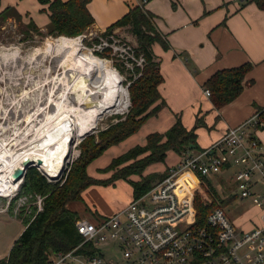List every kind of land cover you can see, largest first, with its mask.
Listing matches in <instances>:
<instances>
[{
    "label": "trees",
    "instance_id": "obj_1",
    "mask_svg": "<svg viewBox=\"0 0 264 264\" xmlns=\"http://www.w3.org/2000/svg\"><path fill=\"white\" fill-rule=\"evenodd\" d=\"M37 1L44 6L42 10L49 16V23L46 26L49 35L79 36L95 23V18L88 8L91 0ZM249 1L255 2L264 10V0ZM9 14L23 16L14 6H7L0 12V19H7ZM155 17V14L144 6H134L104 31L103 35L107 36L118 28L128 27L137 40V45L134 46L136 55L143 54L145 59L143 68L135 65L131 70L133 72L131 79L138 73L141 75L133 79L129 87L132 101L130 116L125 121L115 124L110 131L103 132L100 142L95 141L92 136L86 138L87 143L82 145L80 162L76 161L73 164L62 185L49 181L35 167L28 169L23 188L30 193L43 196V207L41 210L33 207L31 216L24 218V230L14 241L8 255L0 258V264H50L55 252L71 250L82 242L83 237L76 228V221L80 215L69 207V202L81 200L82 191L95 182L87 174L88 164L111 145L136 133L150 116L166 105L159 90V85L164 79L160 71V61L153 51V44L159 43L164 49L170 46L166 36L159 31ZM29 24L32 30L43 33L33 18H30ZM253 66L252 62H246L221 69L204 83V87L211 91L210 98L216 108H222L240 96L245 84L252 82L246 80V77ZM158 100L160 103L154 106ZM259 120L264 122V108L260 109ZM204 126L206 123L203 115L197 116L191 128L186 127L182 119L177 117L166 131L149 133L145 144H137L115 157L105 171H114L111 181L119 178L129 180L133 186L134 197H138L154 186L152 185L154 180H162L167 171L162 174H149L138 181L131 179L130 174L142 176L143 170L150 164L164 162L171 150L180 155L195 149L201 150L197 130ZM130 162H134L132 166ZM120 166L124 167L118 170ZM216 191L209 177L201 176V183L195 188L198 224L203 225L207 215L215 208L225 209L224 206L217 205L219 199L229 203V200L221 198ZM87 246L85 244L84 248Z\"/></svg>",
    "mask_w": 264,
    "mask_h": 264
},
{
    "label": "rangeland",
    "instance_id": "obj_2",
    "mask_svg": "<svg viewBox=\"0 0 264 264\" xmlns=\"http://www.w3.org/2000/svg\"><path fill=\"white\" fill-rule=\"evenodd\" d=\"M21 1L24 6L30 10L28 0ZM97 4L99 8H104L105 4L108 5L107 2L104 4L103 0H97ZM13 6L18 9L15 4H13ZM43 7L44 6L41 5V8L36 12L30 10L31 13H35L34 18L38 24L44 23L48 17L47 13L42 10ZM30 18L32 17L30 15L26 16V14L21 17L9 14L7 19H0V129L3 125L6 127L5 130H0V133L1 136L5 137L14 138L19 135L24 136L27 132L29 133L28 130L32 128L33 123L39 126V133L44 132V129L50 125V115L56 112L57 108L62 111L68 110L67 106L70 105L69 98L73 97V94L67 93L65 95L62 93L66 81L63 83L60 80L61 77H63L62 75H64L62 73L64 68H60L59 63L60 54L58 55L55 53L52 55L47 52L35 53L37 47L45 49V43L47 41L51 42L63 35H49L46 27L41 28L43 33L32 30L29 24ZM104 31H97L95 28L90 27L84 34L79 35L83 36V42L87 47V50L81 52V58H88L92 55L94 56V62H97L98 59L106 60L120 72L122 76L121 83L128 93V107L121 113L105 115L99 120L95 128L85 133L84 136L74 139L71 155L69 159H67L61 175L56 179H51L43 174L53 183L58 182L62 185L65 182L73 164H75L76 161L80 162L83 152L82 145L87 143L89 136H92L95 141L100 142L103 138V132L110 131L116 126L115 124L125 121L130 116L132 101L129 87L133 79L140 76L141 73L134 75L133 79H131L133 75L131 70H133L135 65L128 60L130 56L126 54L122 55L121 52L122 49H124V44L134 47L137 45V40L129 31L128 27L118 28L114 31V34L115 38L118 39L120 43H117L116 47L101 48L102 45H99V43L101 39L105 37L103 36ZM97 39L99 41H97ZM13 51L18 52L13 55ZM139 67L143 68L144 65ZM35 83H37V88ZM71 84L72 83L68 84V92L71 91V86H69ZM25 90L30 91L29 95L25 96L23 94ZM67 96L69 98H67ZM51 97L56 98L59 107L54 101L50 103ZM71 100L75 103L74 99ZM159 103V100L156 101L154 106ZM39 106L41 110L36 113L35 109ZM28 115H31V120L36 118V121L30 122L28 119L26 120ZM154 120L155 119H150L145 122L136 134L134 133L132 134L133 136L130 135L131 137L129 136L123 141L111 145L88 164L87 174L91 176L95 182L88 185L82 191L81 200L69 202L70 208L74 207L81 217H87L96 221L97 215L111 216L130 202L128 199L132 191L131 182L122 178L111 181L114 171H105V168L111 164L115 157L128 151L131 147L137 144H144L147 135L156 131L155 128H151V125L154 124ZM16 121H19L18 125L15 124ZM19 128H21V130L16 134L15 132ZM28 133L25 137H28ZM206 137L207 135H202V145L205 144L204 140ZM178 156V153L170 152L164 162L155 163V165L149 167L148 171L156 166L162 167L164 163H178ZM133 163L134 162H130V166H132ZM123 167L124 166H120L117 169L119 170V168ZM147 167L143 170L142 176L132 173L130 177L135 181L142 180L144 176L152 174L146 171ZM35 168L42 173L39 168ZM168 168L163 172H166ZM163 172L156 173L162 174ZM223 178L226 179V177ZM210 180L215 183V186L219 183L215 179ZM157 182L158 180H154L152 185H155ZM179 183L182 190H186L188 187L191 189L190 184L196 185L197 187L198 184L201 183V176L191 171H185L179 176ZM222 186L225 188L223 191L221 188H219L221 191L216 189V192L220 194L221 198L223 194L233 191V182H223ZM213 188L215 187L213 186ZM234 194H236V191L228 194V197L231 198L230 204L223 202V199H219L217 205L224 206L231 219L244 228L248 229L251 227V224L254 223L261 225L260 223L263 220L261 218V213L253 206L251 200L241 199L239 195L234 196ZM33 207H36L38 210L42 209L43 196L28 192L27 189L23 188V182L20 183V187L13 194L8 196L0 195V258H4L8 255L14 241L25 228V223L23 222L24 218H29L31 216ZM111 247L109 243H102L98 246L99 249L105 252L108 260L116 261L115 254L113 250H111Z\"/></svg>",
    "mask_w": 264,
    "mask_h": 264
},
{
    "label": "built area",
    "instance_id": "obj_3",
    "mask_svg": "<svg viewBox=\"0 0 264 264\" xmlns=\"http://www.w3.org/2000/svg\"><path fill=\"white\" fill-rule=\"evenodd\" d=\"M117 43L113 33L99 45L116 47ZM123 47L122 55L130 56L132 64H144L143 54L137 56L128 44ZM205 93L210 96L211 91L205 89ZM259 113L170 166L162 180L113 215H97L96 221L80 217L76 228L82 242L71 250L55 252L50 264H264V226L239 230L222 207L212 210L203 225L198 224L196 185L182 190L179 183L185 171L209 177L235 167L241 197L262 207L264 196L254 186L264 184V142L252 134L264 126ZM102 243L112 246L116 261L108 260L98 248Z\"/></svg>",
    "mask_w": 264,
    "mask_h": 264
},
{
    "label": "crops",
    "instance_id": "obj_4",
    "mask_svg": "<svg viewBox=\"0 0 264 264\" xmlns=\"http://www.w3.org/2000/svg\"><path fill=\"white\" fill-rule=\"evenodd\" d=\"M103 1L104 4L105 2L108 4H105L104 8H99L97 0H91L88 4L95 18L92 28L104 31L123 17L131 7L141 5L155 14L158 29L169 42L168 49H164L159 43L153 44V51L160 61V71L164 79L159 85V90L166 105L146 120L147 122L155 119L154 124L151 125L152 129L164 132L174 124L177 117L182 119L186 127L191 128L197 116L203 115L206 126L197 130L198 144L202 150L218 140L228 128L242 124L264 108V10L255 2L249 0ZM28 2L30 10L34 12L41 8L37 0H28ZM13 4L18 7L17 10L22 15L28 14L34 18L35 13H31L21 0H0V12ZM34 20L37 23L35 18ZM48 23L49 16L44 23L37 24L45 28ZM246 62H252L254 65L246 77V80L252 82L245 84L236 100L222 108H216L210 96L205 93L207 88L204 87V83L217 71ZM203 134L207 135L204 145L201 144ZM252 134L264 142V128H257ZM170 152L175 151H169L167 157ZM196 152L198 150L195 149L184 155L179 154L178 162L188 154ZM175 163H164L162 167L156 166L148 171L150 166L155 165L152 163L146 171L163 172L177 164ZM234 170L235 167H227L222 172L209 176V179L217 180L219 182L217 186L211 181L212 185L217 190L221 188L222 191L225 189L222 186L223 182H233V191H236L234 196L250 199L241 197L235 182ZM254 189L264 196V184L258 183ZM131 190L128 200L134 197L133 186ZM233 191L223 194L222 198L229 200L228 204L231 202L228 194ZM251 202L264 220V205L258 207L252 200ZM71 209L75 210L74 207ZM225 210L228 213L227 209ZM263 220H260L261 225L254 223L248 229L232 221L239 230L248 231L257 226L263 227Z\"/></svg>",
    "mask_w": 264,
    "mask_h": 264
},
{
    "label": "bare ground",
    "instance_id": "obj_5",
    "mask_svg": "<svg viewBox=\"0 0 264 264\" xmlns=\"http://www.w3.org/2000/svg\"><path fill=\"white\" fill-rule=\"evenodd\" d=\"M84 50H87V47L83 36L64 35L51 42L47 41L45 49H35V53L60 54V68H64V75L60 80L63 83L66 81L62 93L73 94V97L67 96L70 100L68 110L57 108V111L50 115V125L42 133H39L40 128L35 123L28 130V137H25L27 133L14 138L1 136L0 133V195L8 196L20 187V182L13 181L11 175L16 166H21L25 159H32L36 163L41 158L44 163L39 166L40 170L47 176H56L63 162L65 163L64 157L69 150L71 139L80 138L91 131L105 115L121 113L127 109L129 98L121 83L120 72L106 60L98 59L94 62L92 55L82 59L81 52ZM17 52L12 53L14 55ZM69 83H72L69 85L70 92L67 90ZM35 84L37 88V83ZM29 93L30 91L25 90L23 94L26 96ZM71 99H74L75 103ZM52 101L59 107L55 97L50 98V103ZM40 110L39 106L35 112ZM30 116L28 115L26 120L35 122L36 118L31 120ZM18 122L15 124L18 125ZM5 129L3 125L0 130ZM19 130L21 128L15 133ZM70 148L72 151V146Z\"/></svg>",
    "mask_w": 264,
    "mask_h": 264
},
{
    "label": "water",
    "instance_id": "obj_6",
    "mask_svg": "<svg viewBox=\"0 0 264 264\" xmlns=\"http://www.w3.org/2000/svg\"><path fill=\"white\" fill-rule=\"evenodd\" d=\"M71 140L72 141L70 142L69 150H68V152H66V155L64 157L65 163L63 162V164H62V166H61V168H60V170H59V172L57 173L56 176H53V177L52 176H48L51 179L58 178L61 175V173L63 172V170L65 168V164L67 162V159H69V157L71 155L70 154V151H71L70 147L72 146V144L74 142L73 139H71ZM43 163H44V161L41 158L38 159L36 161V163L34 161H32V159H29V158L25 159L21 166H16V168L13 170L12 175H11L13 181L22 183L24 181V179H25V176H26V173H27L28 169H30L32 167L39 168V166L42 165ZM42 174L46 175L45 172H43V171H42Z\"/></svg>",
    "mask_w": 264,
    "mask_h": 264
}]
</instances>
